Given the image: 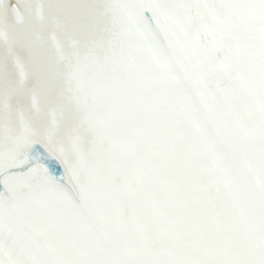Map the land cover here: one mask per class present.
<instances>
[{
  "label": "snow or ice",
  "instance_id": "6c2138e0",
  "mask_svg": "<svg viewBox=\"0 0 264 264\" xmlns=\"http://www.w3.org/2000/svg\"><path fill=\"white\" fill-rule=\"evenodd\" d=\"M0 264H264V0H0Z\"/></svg>",
  "mask_w": 264,
  "mask_h": 264
}]
</instances>
